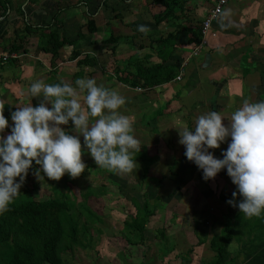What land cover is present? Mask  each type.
Returning <instances> with one entry per match:
<instances>
[{
    "label": "trees",
    "instance_id": "1",
    "mask_svg": "<svg viewBox=\"0 0 264 264\" xmlns=\"http://www.w3.org/2000/svg\"><path fill=\"white\" fill-rule=\"evenodd\" d=\"M108 1L103 0V5H107ZM147 1L148 3L151 1V6L160 8V11L153 14L156 26L165 24L168 26L174 25L176 28L167 35L155 34L152 36L151 48L157 53L159 60L154 62L150 60V56H145V58H131L127 63L118 65L115 74L116 81L122 82L129 88H142L143 93L140 96H148L145 91L175 81L181 71V65L179 61L174 63L170 60L179 45L181 39L179 34L182 32L188 34L187 43H190L191 46L200 43L202 40L201 24L204 19L197 17L196 13L192 15V18L187 16V5L190 0ZM12 5L11 0H0V8H3L5 12ZM74 6L75 4H69L67 7ZM65 7L59 8L46 25L32 24L27 21L25 26L26 30L39 33L36 53L38 51L52 53L54 67L56 65L55 60L61 56L62 47L74 44L73 40L66 36L63 30L64 20L61 14L65 12ZM188 10L190 9L188 8ZM90 13L92 16L95 15V12L90 11ZM186 17L189 21H192V26L181 23ZM87 23L90 33L98 30L96 21L93 18L88 20ZM38 30H42L44 33H40ZM21 35L18 34L17 36L21 39V42L29 41V34ZM118 39L119 36L111 34L105 43L111 44L118 41ZM21 47H23L22 44L15 45L11 52H17ZM111 50L114 52L116 48L112 47ZM12 59L2 63L6 64ZM69 59L76 60L77 66L82 67L81 72L78 71L72 76L73 82L79 77H83L85 66L95 67L99 64L94 54H83L80 49L76 48L72 50ZM191 60L184 67L185 71ZM254 64V62L244 64V71L248 73L250 70H246L247 67H253ZM93 73L92 71L91 74ZM56 75L57 71L54 70L48 83H59L55 80ZM262 81L261 83L264 84V78ZM140 98V101L144 102V99ZM15 110V108L9 107L4 112L8 121H10L11 113ZM159 114L160 112L157 111L149 119L146 118V115H143L142 120L144 119V122L146 120L147 124H149L150 119H158L157 121H159L156 116ZM9 126L4 132H11L12 125ZM188 127L190 130L192 129L191 126ZM153 129L157 130L156 128ZM164 136L167 138L164 139L166 144L173 149L177 139L172 137L174 135L171 132H164ZM179 139L178 136V141ZM182 146L183 151L180 157L173 156L171 160L166 161L171 174H177L179 171L183 172L185 168L192 167L194 164V162L192 164V161L187 159L185 156L186 148L184 145ZM211 152L214 155L216 154L214 149ZM86 153L84 151V154ZM217 158H222V154H218ZM134 159H136V168L131 173L116 174L100 167H98V172L102 175L107 173V179L112 178V183L115 185V179L119 180L120 187L125 186L128 192L132 194L130 202L133 209L128 212V218L124 221L125 235L123 236L126 244L139 247L146 246L149 239L147 224L163 199L160 195L152 192L151 184L154 185L155 182L160 184L165 175L160 178L149 176V171L161 160L159 152L152 153L149 146L142 145L141 151L135 153ZM139 169L142 170L140 174L137 171ZM219 173H222V175L227 174L226 168ZM74 181L67 174V185L64 189L61 188L59 181L54 180V192L52 195L42 198H37L33 190L38 187L36 183L34 182L30 186L26 181V185L20 189V195L10 205V211L0 215V264H65V254H73L77 247L90 246L93 242L91 230L101 231L100 227L97 226V221L100 222L102 217L87 204V199L89 196L101 197V195H106L109 187L107 184H101V188L88 185L86 190L82 192L84 201L78 202L77 196L72 192ZM147 183H149L148 186ZM205 192V199L212 194L209 189ZM221 199L226 201L225 194L221 195ZM179 204L180 202L177 200V203L175 202L170 208L174 210ZM227 206V212L222 216H215L210 213L207 216L199 215L198 218L193 216L194 228L192 232L197 243L195 246L193 244L186 252L177 253L181 264H191L194 258L193 249L206 243L212 252V257L206 264H264V213L261 217L249 219L243 213H240L239 209L232 212L231 205L228 204ZM210 222L212 223L210 224ZM209 224L212 229H210L211 232H209ZM153 238L160 245L161 249L159 250L162 252L161 259L163 261L166 256L175 251L176 240L173 232H169L168 227L158 228L154 232ZM231 242H237L241 245L242 251L240 253L244 254L243 259H238L240 256L238 251H229V243ZM147 262L143 261L142 264H148Z\"/></svg>",
    "mask_w": 264,
    "mask_h": 264
},
{
    "label": "clouds",
    "instance_id": "2",
    "mask_svg": "<svg viewBox=\"0 0 264 264\" xmlns=\"http://www.w3.org/2000/svg\"><path fill=\"white\" fill-rule=\"evenodd\" d=\"M138 30L145 34L150 31L145 25ZM29 92L38 98V105L18 106L11 113L14 126L10 134L0 135V215L10 211V205L20 195L33 162L39 166L34 175L40 182L45 177L59 181L65 174L73 179L79 177L86 169L82 159L85 149L98 167L109 172L128 174L136 168L134 155L142 145L134 136V121L119 111L126 98L118 91L98 85L94 78H78L75 86L63 80L55 84L37 80L31 83ZM224 120L218 111L198 116L194 131L188 127L178 130L179 143L185 146L187 159L202 169L205 180L214 179L226 168L236 186L228 203L249 219L261 217L264 100L244 99L227 118V125ZM70 121L75 134L62 127ZM8 126L4 106L0 105V133ZM228 137L231 141L223 158L215 157L209 149L219 148ZM235 247L234 242L229 243V251Z\"/></svg>",
    "mask_w": 264,
    "mask_h": 264
},
{
    "label": "rangeland",
    "instance_id": "3",
    "mask_svg": "<svg viewBox=\"0 0 264 264\" xmlns=\"http://www.w3.org/2000/svg\"><path fill=\"white\" fill-rule=\"evenodd\" d=\"M57 1L59 2V4L56 3L53 5L54 10L57 11L58 8L66 6L64 9V15L61 14L63 15L62 19L66 23V27L64 23L63 29L66 36L74 37L78 29H81L82 27L83 30L86 31V34H91L88 31L87 26V22L88 20H90V18H87L88 9L90 11H94L95 7H99L97 5V2H102V0H71V4H75L74 7H76L77 4L79 5V7L75 8L76 11L72 9L73 7H67L70 4V1ZM140 1L141 0H110L109 5L111 4V6H114V8L116 9L119 8L120 13L118 14H121L125 11L127 15V11H129V23L132 22L133 24H137L138 26L145 25L150 28L151 26H149L150 24L147 21H154L153 15L151 13H147L146 10H143L144 6L142 5L144 3L143 1L139 3ZM194 1L195 0H193V2ZM202 1L203 0H201V2ZM149 2L150 3H148L147 1L148 5H145V9H148L149 12L151 9L152 11L158 9L157 7L151 6V1ZM34 4L38 6L45 5L43 4V0H35ZM21 7L23 9L24 6ZM122 9H124L123 12ZM196 14L200 19L205 18L204 15L199 11ZM85 18L87 19L85 20ZM82 21L83 23L81 27H79L78 24ZM221 22L223 25L225 24L223 20V14H221L219 18L213 22L214 28H216L215 24L220 27ZM164 30L168 31V29L166 28H164ZM38 31L40 33H44L42 32V30ZM216 33L218 35V31H216ZM75 40L79 42L78 46L82 44V42L78 40V38H75ZM33 42H35L34 45H36V41L34 40ZM103 43L106 44L105 41H103ZM146 43L148 44V41H146ZM131 44H133V42H131ZM106 46L107 44L104 45L103 51L104 53L108 54V56L106 57V59L109 60V62L106 63L107 71H101V68L98 69L96 67L90 66L86 67V70L83 72V76L84 73H86V76L88 78H94L95 80H97L98 77L107 78L106 73H108V75H110V79L107 80L106 83L109 86L111 84L117 83L116 78L113 76L115 73L113 71L116 70V67L112 68L113 65H116V63L114 62V59L116 58L114 57L115 52L112 53V51L110 49H107ZM86 48L88 49V51L92 52L91 54H95V45H88ZM139 49L140 48H138L136 51H139ZM72 50L73 46L71 45H65L61 49L62 56L59 57V61L56 64V71L59 75H61L60 77H63V74L60 73V70H66L68 73H70L71 78L74 75L71 68L69 67L75 64V60L69 59ZM31 51L33 53V56L34 54H37L36 56H38L40 53H42L41 51H38V53H36V50L34 48H31ZM41 57L46 59V61L49 63L47 56L42 55ZM137 57L141 58L140 55H134L132 58ZM186 57L180 56L176 60L179 61L181 65L185 61ZM205 57L206 54L204 53V51H202V53H200L195 61L192 60L191 63L187 65L186 70L188 71V68L192 69V66L196 65L197 62H203ZM28 58H30V56ZM122 63L125 62L121 61L117 64L122 65ZM215 63L216 62L214 61L213 65L211 67L209 66L206 69L199 67L200 75L204 76L206 75V73L212 71ZM233 67L235 66L233 65L230 68V71H232ZM90 69L94 72L93 74L89 73ZM239 70L240 68L237 71ZM246 70H249V67ZM238 76L239 74H234V78H237ZM173 82L175 84H172V86H167L176 90L182 88L180 81ZM186 82H183L182 86ZM255 82L259 83L263 81L257 78V80L255 81L252 80L251 84H255ZM223 84H226L225 80ZM223 84L221 85L220 89L224 87L227 88L228 84H226L225 86H223ZM160 86L162 85L156 86L154 87V89H151L149 91H145L148 93V96L135 95L134 92H138L139 94H141L143 93V90L129 88L128 86H123V89L120 91V94L126 98V101H129V103L126 102L125 104L128 111H132L133 114L129 117L134 121V136L141 142V145L149 146L152 153L159 152V155L161 157V160L158 162V164L149 171V176L160 178L165 175V178L162 179L163 181L160 184L156 182L154 183V185L151 184L152 192L154 194L160 195L163 199L161 200L160 206L156 209L155 214L150 217L149 223L147 224V233L149 235V239L147 240L146 246L142 245L136 247L126 244L123 236L125 235L124 221L126 218H128V212L133 209L130 202L132 194L128 192L125 186L120 187L119 180L115 179V185L114 183H112V178L107 179V173L104 175L99 173L98 166L96 165L94 159L85 149L87 153L82 156V159L86 164V169L79 177L74 179L75 181L72 184V192L77 196V201H84L82 192L86 190V187L88 185L101 188V184H107L109 187V191L106 195H101V197H88L87 204L102 217V220L100 222L97 221V226L100 227L101 231L97 232L96 229L91 230V234L93 235V242L90 244V246L77 247L73 254H65V264H142L143 261H148V264H181V260L177 256V253L185 252L186 249H190L193 244L195 246V244L197 243L196 237L192 232L194 228L193 216L198 218L199 215L207 216L208 213L215 216H222L223 214H226L228 207L227 205L229 204L228 201L233 199L232 193L236 191V186L232 183L231 178L229 176L226 178L227 174L222 175V173H218L214 179L205 180L203 178L202 169H199L195 163L193 164V162V166L185 168L183 172L179 171L177 174H171L169 172V166L166 161L171 160L173 156L180 157L183 151V146L178 141V130H181L183 127L188 126L194 128L197 117L209 111L220 112L221 115L225 117V120L223 122L225 123V125H227L229 123L227 118H230L231 113L237 107H240L241 104L237 101L238 104L235 107L233 106V109L231 110L229 105H227V107L225 108H219L216 107L218 105L214 102H208L205 99L202 100V98L196 97L198 106H196V103H192L194 107L189 105V107H185V109L183 105H179L178 107V104L176 106L174 104V101L171 102L172 98L166 96V89H155L160 88ZM260 93H264V90L260 91ZM83 95L84 93H81V102H83ZM247 95L248 94H244L243 97L245 98ZM261 96L262 95H260L259 97L261 98ZM140 97L144 99L143 103L151 100L150 102H148L145 108L141 107L142 103L140 101ZM133 100H135V102L137 103H133ZM155 101L157 105L164 103L160 110L155 109L156 107L154 108L153 104L155 103ZM124 107L125 106H122L119 111L122 114L128 116L129 114L126 113V111H123ZM157 110L160 112L159 115H156L159 118V121H157L158 119H150L149 124H147L146 122H144V120H142V112H147L148 115L152 113L153 115H155L157 113ZM174 116L175 118H172ZM62 127L69 131L70 134H75L74 132H72L74 125L71 121L68 125H62ZM153 128H156L157 130H154ZM164 132H171L174 135L172 137H175L177 139V142H175L176 145L173 149H171L170 146L166 144V141L164 139L167 138H165ZM8 134H10V132H8ZM8 134H6V136ZM80 139L83 144V137L80 136ZM230 141L231 138L228 137L226 141L220 144L219 148L214 149L216 152L214 156L217 157L218 154H222L223 158V152L226 151ZM209 151L211 152L212 149H209ZM38 167V165L33 164L32 168L29 169V173L21 188L26 185V181H28L27 183L30 186H32V183L35 182L38 187L34 188L33 190L35 191L37 198L50 196L54 192V180H50L45 177V180H43L42 182L38 181L34 175V172ZM137 171L138 174L142 172V170L140 169ZM58 183L60 184L61 188L66 189L67 174H65ZM148 185L149 183H147V186ZM147 186L145 185L146 188ZM208 189L212 191V194L205 199V191ZM222 194H225L226 201H223L221 199ZM177 200L180 202V204L177 206V208L172 210L170 206L174 205L175 202L177 203ZM236 200L238 203L239 197H237ZM237 209L238 207H233L231 205L232 212H235ZM211 223L212 222H210V224ZM210 224L208 225V227H210ZM163 226L168 227L169 232H173L176 240L175 251L166 256L164 258V261L161 259L162 252L159 250L161 249L160 245L157 244V242H155V239L153 238L154 232L158 228H161ZM210 229L211 227L209 228V232H211ZM234 243L236 247L233 251H238L240 255L238 259L241 260L244 257V254L240 253L242 251L241 245L237 242ZM193 252L194 258L191 264H206L207 261H209L212 257V252L211 250H209L207 243L198 245L193 249Z\"/></svg>",
    "mask_w": 264,
    "mask_h": 264
},
{
    "label": "crops",
    "instance_id": "4",
    "mask_svg": "<svg viewBox=\"0 0 264 264\" xmlns=\"http://www.w3.org/2000/svg\"><path fill=\"white\" fill-rule=\"evenodd\" d=\"M34 1L35 0H11L13 5L6 12L3 8H0V52L12 51L15 45L22 44L23 47L19 48L17 52L21 53V51H24L27 53V55L12 59L6 64L0 63V105L4 106V112L7 111L9 107L16 109L18 106L27 105L29 103H32L33 106L38 105V98L31 97L29 92L31 83L37 80H43L45 83H48L53 71L57 69V65L54 67V64H52L54 61L52 53L42 52L38 56H36L37 54L33 56L31 48L36 50L40 35L37 32L26 30L25 26L27 21L32 24H48L56 11L53 9V5L56 3L59 4V2L57 0H43V4L45 5L38 6L34 4ZM68 1H70L71 4V0ZM109 1L107 5H103V2H97L99 7H95L94 11H91L95 12L94 16L91 15L88 9L87 18H93L96 21L98 30L94 33L86 34L83 27L78 29L74 37H69L74 42V44L71 45L73 49H80L83 54L92 53L88 51L86 47L88 45H95L96 52L94 55L99 63L95 67L98 69L101 68V71H107L106 63L109 62V60L106 59L108 54L103 51V47L106 45L103 41H106L111 34H114L119 36L118 41L107 44L106 46V48L110 50L112 47L116 48L114 51V57L116 58L114 62L116 65H113L112 68L116 67L117 70L119 65L117 64L118 62L123 61L127 63L134 55H140L141 58L150 56V60L154 62L159 60L157 53L151 48L152 36L155 34L167 35L169 32H172L176 26H168L165 24L156 26L154 21H147L151 27L149 28L150 31L145 34L138 30L139 26L137 24L135 25L132 22H130L131 24L129 23V11H127L126 15V12L122 9V12H124L118 14L120 13L119 8L116 9L114 6H111V4L109 5ZM142 1L144 3L142 5L144 6L143 10H146L147 13L153 15L155 12L160 11V8L157 7V10L152 11L151 9L149 12L148 9H145L147 0H141L139 3ZM188 3L186 11L187 16L192 18V15H195V13L199 11L205 17L213 7L215 0H203L202 2L201 0H195L194 2L190 0ZM21 6H24L23 9ZM77 7H79L78 4L72 9L75 10ZM188 8L190 10H188ZM64 13L65 12H62L63 15ZM222 14L225 24L223 25L221 22L220 27L215 24L218 35L209 36L208 44L205 50H203L205 54L210 53L212 56L210 67L213 65L214 61L216 62L213 70L202 76L200 75L199 69H206L209 66L203 67L204 61L197 62L196 65L192 66V69L188 68V71H185L181 80H175L181 82V89L176 90L167 86L175 84L173 81L160 86V88H155L156 90L166 89V96L172 98L171 102L174 101V104L176 106L178 104V107L179 105H183L184 108L189 107V105L194 107L192 103H196V106H198L196 97H200L202 100L205 99L208 102H214L218 105L216 107L219 108H225L229 105L231 110L238 102L242 104L244 99H248L249 101L253 100L252 102L264 100V93H260V91L264 90L263 83L255 82V84H251L252 80L255 81L257 78L262 80L264 78V0H233L224 6ZM87 18H85V20ZM82 23L83 21L79 23L78 26L81 27ZM181 23L189 26L193 25L188 17L182 20ZM164 28L168 29V31H165ZM18 34H29V41L21 42V39L17 38ZM179 37L181 38L179 45L173 53L170 62L175 63L178 57L188 56L191 50L190 43H187L188 34L182 32L179 34ZM75 38H78L82 44L78 46L79 42H77ZM34 40L36 41V45H34ZM146 41H148V44ZM131 42H133V44H131ZM141 43L142 45H140ZM138 48H140L139 51H136ZM42 55L47 56L49 63L46 59L41 57ZM29 56L30 58H28ZM197 57L192 60L195 61ZM58 61L59 58L55 60V64H57ZM252 61L255 63L253 65L254 68L248 66L250 71L247 73L244 71L243 66L247 63H253ZM233 65L238 68L233 67L232 71H230ZM69 67L73 74L82 71V67L77 66L76 60L75 64ZM86 67L90 66H85L83 72L86 70ZM239 68L240 70L237 71ZM116 70L113 71L115 72L113 75L114 77L116 76ZM91 72L92 70L90 69L89 73ZM233 72L235 75L239 74V76L234 78ZM60 73L63 74V77H60L61 75L57 73L55 78L56 82L63 80L75 86V83L70 79V73L66 70H60ZM85 76L86 73H84L83 77L79 78H88ZM106 76L107 78L98 77L96 80L98 85H104L119 93L123 89L122 87L126 86L122 82H117L116 84L108 86L106 81L109 80L108 77H110V75L106 73ZM224 80L226 84H228L227 88L224 87L220 89ZM183 82L186 83L182 86ZM226 84H223V86ZM134 93L135 95H140L138 92ZM244 94L248 95L244 98ZM260 95H262L261 98L259 97ZM150 101L151 100H148V102ZM126 102L129 103V101ZM148 102H141V107L145 108ZM133 103L137 102L133 100ZM163 104L157 105L155 101L153 105L154 108L156 107L155 109L160 110ZM48 106L51 107V105ZM124 106L123 111H126V113L129 114L128 116L133 115L132 111H128L126 104ZM142 115H146V118L149 119L152 118L151 116L153 113L148 115L147 112H142ZM172 118H175V116ZM9 125L14 126V122L11 118ZM8 132L0 133V135L6 136ZM187 250L188 249H186L185 252Z\"/></svg>",
    "mask_w": 264,
    "mask_h": 264
},
{
    "label": "built area",
    "instance_id": "5",
    "mask_svg": "<svg viewBox=\"0 0 264 264\" xmlns=\"http://www.w3.org/2000/svg\"><path fill=\"white\" fill-rule=\"evenodd\" d=\"M231 0H215V3L213 4V7L209 10L207 15L202 21L201 28H202V40L198 44H194L191 46V50L188 54V59L186 57L185 61L181 64V71L178 74V76L175 78V80H181L184 75V67L187 63L190 62L192 58L197 56L200 52L205 50L207 44H208V37L209 36H217L216 29L213 26V22L219 18V16L222 14L224 6L227 5ZM216 31H215V30ZM24 55H27V53L21 52H11V51H2L0 52V63L8 61L12 58H19ZM138 90H143L142 88L138 87L135 88Z\"/></svg>",
    "mask_w": 264,
    "mask_h": 264
},
{
    "label": "water",
    "instance_id": "6",
    "mask_svg": "<svg viewBox=\"0 0 264 264\" xmlns=\"http://www.w3.org/2000/svg\"><path fill=\"white\" fill-rule=\"evenodd\" d=\"M211 59H212L211 54H210V53H207V54H206V57H205V60H204V62H203V67H208V66H210V64H211Z\"/></svg>",
    "mask_w": 264,
    "mask_h": 264
}]
</instances>
